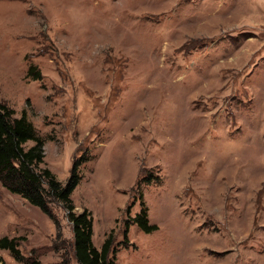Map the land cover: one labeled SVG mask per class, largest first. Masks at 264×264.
Returning a JSON list of instances; mask_svg holds the SVG:
<instances>
[{
	"label": "rangeland",
	"instance_id": "374dc122",
	"mask_svg": "<svg viewBox=\"0 0 264 264\" xmlns=\"http://www.w3.org/2000/svg\"><path fill=\"white\" fill-rule=\"evenodd\" d=\"M0 102L27 111L40 168L66 183L80 163L75 211L117 264H264V0H0ZM49 205L0 181V239L24 257L0 264H79Z\"/></svg>",
	"mask_w": 264,
	"mask_h": 264
},
{
	"label": "trees",
	"instance_id": "16d2710c",
	"mask_svg": "<svg viewBox=\"0 0 264 264\" xmlns=\"http://www.w3.org/2000/svg\"><path fill=\"white\" fill-rule=\"evenodd\" d=\"M31 65L28 75L33 79H40L41 72ZM33 141L28 149L25 144ZM44 140L35 130L24 109L21 115L16 116V110L0 102V181L11 192L20 194L31 204L41 208L49 217L55 219V214L50 208L51 202L59 201L68 211L69 220L73 222L75 234V257L79 264H117L111 257L113 235L104 242L102 249L98 250L93 244V218L88 209L76 213L71 194L80 182L78 161L74 163L71 175L66 183L58 180L49 168H40L44 163ZM141 209L131 219L132 223L145 233H151L158 226L151 224L148 218V207L140 193ZM129 227L126 226L125 235ZM25 239V238H22ZM19 237L0 239V248L11 252L16 260L24 257L19 249ZM25 264H41L36 258H29Z\"/></svg>",
	"mask_w": 264,
	"mask_h": 264
}]
</instances>
